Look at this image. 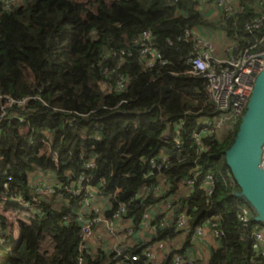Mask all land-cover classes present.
Wrapping results in <instances>:
<instances>
[{"label": "trees", "instance_id": "1", "mask_svg": "<svg viewBox=\"0 0 264 264\" xmlns=\"http://www.w3.org/2000/svg\"><path fill=\"white\" fill-rule=\"evenodd\" d=\"M238 2L244 6L242 12L226 18L219 9L213 18L197 10L196 0H0V96L16 101L0 99V113L6 111L0 123V204L24 210L4 198L2 185L7 182L9 194L31 201L35 208L29 211V222L17 221L16 242L13 222L0 210L5 230L0 264H77L79 256L83 264L118 260L103 247L79 251L80 197L65 189L61 195H34L30 183L35 172L49 173L66 186L76 185L80 175H89L92 184L102 179L101 194L110 202L105 216L119 202L126 203V215L134 225L145 209L172 198L169 224L158 225L164 213L153 219L157 223L153 239L172 242L178 234L176 216L186 211L189 230L183 248L194 227L206 219L218 221L222 232L209 256L193 264H264L251 246V225L243 226L237 218L238 187L231 183L225 162L238 124L226 136L207 137L209 148L200 153L186 140L202 118L217 111L204 80L189 72L192 43L183 40V32L190 26L210 27L224 31L240 46L246 39L256 41L264 28L249 33L245 24L257 14V0ZM144 30L152 32L166 65L144 67L133 44ZM120 50L132 55L118 66V56L105 53ZM119 75L128 78L124 89L117 91ZM175 124L180 125L177 130ZM167 129L172 136H183V151L162 140ZM159 153L169 156L161 170L165 187L160 193L150 189L136 197L143 184L156 183L155 175H138L147 171L148 158ZM90 161L93 166L87 168ZM194 168L199 171L195 185L189 195H181L179 181ZM208 172L214 178L209 196L203 185ZM146 245L140 240L128 246L121 260L124 255L141 256ZM123 263L146 264L143 258Z\"/></svg>", "mask_w": 264, "mask_h": 264}, {"label": "built area", "instance_id": "2", "mask_svg": "<svg viewBox=\"0 0 264 264\" xmlns=\"http://www.w3.org/2000/svg\"><path fill=\"white\" fill-rule=\"evenodd\" d=\"M17 1L19 0H12L13 3ZM196 1L202 3L208 0ZM214 4L218 9L225 12L226 18L230 15L238 14L244 9V6L239 3L238 0H215ZM255 4L257 14L245 24V29L249 33L264 28V0H257ZM196 8L198 9V5ZM227 39L228 42L224 45L223 49L219 51L215 41L212 40L210 34L202 27H186L183 32V40L192 43V51L188 57V64L190 65L189 72L204 80L207 96L210 103L217 111V114L211 117L202 118L197 126L191 129L190 133L186 135V140L189 141L190 146L193 147L197 153L206 151L209 148L208 144L205 142L207 137L213 136L214 134L217 135L230 132L235 125L239 124L252 91L254 80L262 69L264 31L256 41L246 39L244 46H240L237 42H234L228 37ZM168 42L169 45H172V41L169 40ZM133 44L138 48V56L144 61L145 68L152 69L167 64L168 61L163 58L160 50L155 45L154 37L150 30L142 31L133 39ZM108 54L118 56V66H120L125 62V57L131 56L132 52L120 50L105 53V55ZM104 71L107 72L108 69ZM127 78L119 75V79L116 83L117 91L124 89L127 84ZM105 85L109 91V86L107 84ZM0 99H7L9 103L16 102L14 99L7 96H0ZM17 103L23 104L24 102L17 101ZM5 113L6 111L3 109L0 113V123ZM173 126L175 130L180 127L178 124ZM162 140L165 142L172 141L178 151H183L184 149V138L179 133L172 136L170 130L167 129ZM47 145L49 146L48 141ZM53 158L55 161H58L55 153ZM168 162L169 156L165 153H159V155L148 158L147 171H142L138 177L146 178L150 175H155L156 183L150 186L143 184L139 190L135 192L134 195L136 197L139 195L145 196L150 189L155 193H160L162 191L167 180L161 173V170ZM261 165L264 168V148ZM92 166V161L88 162L86 165L87 168ZM198 176L199 171L194 168L191 170L188 177L179 181V192L181 195L187 196L190 194ZM230 181L232 184L235 183L232 175ZM30 184L34 195L58 194L60 190L65 189L72 195L79 196L81 204V209L77 215L81 223L79 251L83 252L86 249L89 250L88 244L94 237L95 229L99 225H102L106 235L112 237L115 241L108 251L115 253L118 258L116 264H125L123 263L124 260L132 262L138 261L140 258H143L144 262L148 264V262L156 260V254L159 252H163L166 264H193L197 259V251L195 248L201 244L200 239L208 234L216 240V238L222 234L219 229L218 221L206 219L194 227L187 245L183 248L184 239L189 230V217L186 211H180L175 219L178 234L174 238L180 239V242L177 247L173 248L170 246V242L165 239H153L157 229V223H155L153 219L155 215L164 213V219H162L158 225L167 226L169 224L168 220L173 215L171 205L172 198L162 200L155 208L145 209L137 225H134L133 220L126 215V203L119 202L117 208L111 211L109 216H105V211L110 209V202L101 194L100 188L104 186V181L102 179L92 184V179L89 175H80L75 183L76 185L72 183L71 186H66L53 180L49 173L43 174L41 172H35L31 175ZM203 185L206 188V195L209 196L214 187L212 173L208 172L204 175ZM2 187L4 189L5 199L16 201L24 210L35 212L34 205L31 201L21 196H12L9 194V185L7 182H4ZM61 194L62 193H59V195ZM180 194H178V196ZM238 201L237 218L243 226L251 225L248 234L251 240V246L264 261V227L254 220L255 215L251 207L241 199H238ZM121 224L124 227L123 232L126 236L140 233L141 235H147L149 237L146 241L147 245L141 252V256L140 254H132L130 257L124 255L125 259L121 260L123 257L121 255H123L128 246H131L124 240L119 241ZM242 238L243 236H240L239 239L242 240ZM4 241L5 230L0 219V245L3 244ZM77 264H83L81 256L77 258Z\"/></svg>", "mask_w": 264, "mask_h": 264}, {"label": "water", "instance_id": "3", "mask_svg": "<svg viewBox=\"0 0 264 264\" xmlns=\"http://www.w3.org/2000/svg\"><path fill=\"white\" fill-rule=\"evenodd\" d=\"M264 55L261 71L254 80L244 113L225 162L238 189L234 195L246 202L255 221L264 227Z\"/></svg>", "mask_w": 264, "mask_h": 264}, {"label": "crops", "instance_id": "4", "mask_svg": "<svg viewBox=\"0 0 264 264\" xmlns=\"http://www.w3.org/2000/svg\"><path fill=\"white\" fill-rule=\"evenodd\" d=\"M197 10L203 13L204 15H206L207 17H213V18H216L220 13L219 9L216 7V5L212 0L199 3ZM202 28L205 29L210 34L212 40L215 41V43L217 44L216 46L217 49L221 51L224 45L228 42V39L226 35L223 33V31L217 28H210V27H202ZM0 210L1 211L3 210L2 213L4 216H7L6 212L8 214L9 210L19 212L20 215L22 214L23 216L25 215V212L22 210H15L14 208H11L9 206H2V204H0ZM30 216L31 218H29V220L32 219V214ZM19 220L29 222V220L21 219V217L19 218ZM123 229L124 227L121 224V229L119 231V241L124 240L125 242H128L131 246L134 245L135 242H138L140 240L147 241L149 238L147 235H141L140 233L139 234L135 233L132 236L130 235L126 236L123 232ZM15 231L17 232V236L15 234ZM12 233L13 236H15L14 242H16L18 239V228L16 227V223H12ZM200 240H201V244L198 247H196L195 250L197 251V258L205 260L209 256L211 248L216 246V241L212 236L208 234L202 237ZM114 242L115 241L113 240L112 237L106 235L103 226L99 225L95 229L94 237L90 240L88 246H89V250L91 249L94 250L97 247H103L104 249L109 250ZM179 242L180 239H173L172 242H170L169 244L171 247L175 248L179 245ZM148 264H166V260L163 252L157 253L156 260L153 262H148Z\"/></svg>", "mask_w": 264, "mask_h": 264}, {"label": "rangeland", "instance_id": "5", "mask_svg": "<svg viewBox=\"0 0 264 264\" xmlns=\"http://www.w3.org/2000/svg\"><path fill=\"white\" fill-rule=\"evenodd\" d=\"M76 1H79V0H76ZM86 1V0H85ZM231 132V131H230ZM230 132H226V133H223L224 134V136H226V135H228ZM0 192H1V187H0ZM2 206H6V204H4L3 203V201H2ZM3 211V210H2ZM1 211V212H2ZM22 211H24L25 212V215L23 216L22 214L20 215V213L19 212H15V211H12V210H9V212H8V214H7V212H6V215L7 216H4V217H6V219L8 220V221H11V222H13V223H17V221H19V218L21 217V219H25V220H29V218H31V214H30V212L29 211H27V210H22ZM17 227V226H16ZM15 234H16V236H17V232L15 231ZM14 238H15V236H14ZM12 242V241H11ZM10 242V243H11Z\"/></svg>", "mask_w": 264, "mask_h": 264}]
</instances>
